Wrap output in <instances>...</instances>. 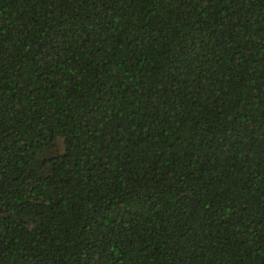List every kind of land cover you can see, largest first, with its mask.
Wrapping results in <instances>:
<instances>
[{"label":"trees","instance_id":"trees-1","mask_svg":"<svg viewBox=\"0 0 264 264\" xmlns=\"http://www.w3.org/2000/svg\"><path fill=\"white\" fill-rule=\"evenodd\" d=\"M0 264H264V0H0Z\"/></svg>","mask_w":264,"mask_h":264}]
</instances>
